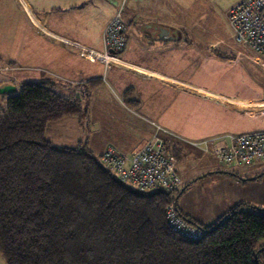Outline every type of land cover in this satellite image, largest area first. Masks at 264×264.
Returning <instances> with one entry per match:
<instances>
[{
    "label": "crops",
    "instance_id": "0c3cea01",
    "mask_svg": "<svg viewBox=\"0 0 264 264\" xmlns=\"http://www.w3.org/2000/svg\"><path fill=\"white\" fill-rule=\"evenodd\" d=\"M126 1L121 6L127 47L118 62L106 66L89 61L75 44L103 51L118 0H0V107L24 81H54L68 97L98 81L91 90L88 130L76 117H64L47 130L53 144L85 142L100 155L112 143L131 154L156 123L181 149L170 152L184 189L177 201L182 213L210 226L240 204L263 209L264 161L226 165L211 154L214 146L230 145L235 134L264 130V56L237 44L228 20L240 0H228L224 8L212 2L201 31L203 24L167 17L139 1L124 13ZM218 19L221 30L214 28ZM67 123L77 127L76 137L61 133ZM205 140H211L208 151L193 144ZM184 158L201 167H178ZM0 264H6L1 256Z\"/></svg>",
    "mask_w": 264,
    "mask_h": 264
},
{
    "label": "trees",
    "instance_id": "16d2710c",
    "mask_svg": "<svg viewBox=\"0 0 264 264\" xmlns=\"http://www.w3.org/2000/svg\"><path fill=\"white\" fill-rule=\"evenodd\" d=\"M65 96L55 82L24 81L0 107V254L6 264H264V208L240 204L206 226L177 206L181 189L140 192L88 144L57 146L51 123L76 117L88 130L91 90ZM169 151L180 147L166 139ZM199 228L169 225L166 208ZM251 206V208H248Z\"/></svg>",
    "mask_w": 264,
    "mask_h": 264
},
{
    "label": "built area",
    "instance_id": "2783aa9c",
    "mask_svg": "<svg viewBox=\"0 0 264 264\" xmlns=\"http://www.w3.org/2000/svg\"><path fill=\"white\" fill-rule=\"evenodd\" d=\"M229 24L237 44L264 56V0H240L229 10ZM103 51L75 44L91 62L101 61L106 66L116 63L127 47L126 24L121 6L104 30ZM151 137L131 154L120 152L112 143L106 144L100 154L107 168L119 179L140 192L164 190L174 193L181 189L182 180L176 170L177 161L168 150L163 134L169 131L154 123ZM193 142L203 145L208 151V142ZM211 154L226 165H248L264 161V130L240 133L231 136L228 146H214ZM166 218L171 228L181 236L198 239L203 232L190 224L178 212L175 204L166 208Z\"/></svg>",
    "mask_w": 264,
    "mask_h": 264
},
{
    "label": "rangeland",
    "instance_id": "374dc122",
    "mask_svg": "<svg viewBox=\"0 0 264 264\" xmlns=\"http://www.w3.org/2000/svg\"><path fill=\"white\" fill-rule=\"evenodd\" d=\"M138 1L143 4H146V6L149 8H154V7L159 8L160 9L159 12L166 14L167 17L173 14H177V16H179V18L183 19L184 21L194 23V24L195 23L203 24V26L199 25V28H198V30L201 31L202 30L201 27H204L206 25V22L209 20L208 15L210 11L208 12V10H206L205 8H210L209 5L211 6L212 2L217 3V4L220 3L221 7L224 8L225 6L224 3L228 0H221V1L219 0H128L124 4V13H126V11L128 10L129 6L132 4V2L134 3ZM122 2L123 0H118V5L121 6ZM219 14L222 15L221 12ZM203 18H205L204 21H202ZM195 21H198V22H195ZM219 26H220V20L218 19L216 20V24L214 28H217V30L218 29L221 30V27ZM222 31H224V29H222ZM226 34L228 36L229 33L227 32ZM67 124L68 125H65L64 127L60 128L61 133L64 132L65 137H76V135H78V131L76 129L77 127H74L73 123H67ZM57 128L59 129V127ZM54 130L55 132H57L56 128ZM204 163L202 164V166L206 164ZM193 165H195L194 167L196 169H199L201 167V165H198L196 161L192 158H184L178 162V167L181 166L183 169L187 171H190L193 168Z\"/></svg>",
    "mask_w": 264,
    "mask_h": 264
},
{
    "label": "water",
    "instance_id": "95a60500",
    "mask_svg": "<svg viewBox=\"0 0 264 264\" xmlns=\"http://www.w3.org/2000/svg\"><path fill=\"white\" fill-rule=\"evenodd\" d=\"M8 89H9V90H12L11 88H8ZM183 191H184V189H182L180 193H182Z\"/></svg>",
    "mask_w": 264,
    "mask_h": 264
}]
</instances>
